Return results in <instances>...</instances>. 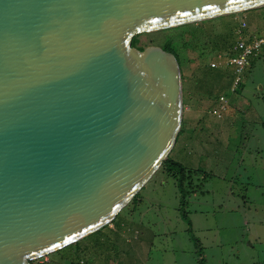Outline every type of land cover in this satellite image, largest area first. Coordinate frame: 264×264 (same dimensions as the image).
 <instances>
[{"label":"water","instance_id":"water-1","mask_svg":"<svg viewBox=\"0 0 264 264\" xmlns=\"http://www.w3.org/2000/svg\"><path fill=\"white\" fill-rule=\"evenodd\" d=\"M264 0H0V264L113 223L182 127V69L135 36Z\"/></svg>","mask_w":264,"mask_h":264},{"label":"rangeland","instance_id":"rangeland-1","mask_svg":"<svg viewBox=\"0 0 264 264\" xmlns=\"http://www.w3.org/2000/svg\"><path fill=\"white\" fill-rule=\"evenodd\" d=\"M244 23L246 38L263 37L264 7L167 33L184 76L183 132L170 157L197 175L185 184L182 201L174 173L161 166L138 200L108 225L106 250L81 255L87 264H200L199 254L203 264H264V50L244 75L245 88L223 93L217 107L216 95L229 82L210 66L235 44ZM138 36V46L146 48H162L166 39L162 32ZM209 71L216 76L212 95L197 87ZM223 105L221 115L232 112L221 120L214 110ZM52 262L77 264L55 253L32 263Z\"/></svg>","mask_w":264,"mask_h":264},{"label":"trees","instance_id":"trees-1","mask_svg":"<svg viewBox=\"0 0 264 264\" xmlns=\"http://www.w3.org/2000/svg\"><path fill=\"white\" fill-rule=\"evenodd\" d=\"M187 26L189 25H184V26H180V27H176V28H172V29H166L163 31H159L163 33V37H166V39L163 40L162 43V49L170 52L172 54L175 55V57L177 58L179 64H180V55L177 52V49L172 41V38L170 36V38H167V33L169 35L171 30H177L180 29L182 31L187 29ZM186 27V28H185ZM140 41H139V36H135L132 40V47H135L139 50H144L146 47H139ZM259 58V57H258ZM181 67V65H180ZM182 77H183V81H184V76L182 73ZM214 78V73L212 71H209L207 73H205L204 75V81H201L202 86L203 87H210L209 84L212 82V79ZM207 85V86H205ZM183 128V127H182ZM183 132V130L181 131V133ZM180 133V134H181ZM178 140V139H177ZM162 169H165L167 171V173L169 172V174H173V177L175 178V181L177 182V185L179 187V192L181 197L183 198L182 201H185L186 197H187V193L185 192V184H187L188 186L191 185V178L194 174H196L195 172L189 171L187 170L182 164L176 162L174 159H172V157L169 156V159L166 160L162 167ZM197 175V174H196ZM139 198V195H137L133 200H132V204L134 202H136ZM181 201V206L183 205ZM183 217L189 219V217L187 216V214L183 213ZM118 218V217H117ZM113 224V223H111ZM192 224L191 222H189V225ZM108 228V226L104 227L103 229L97 231L96 233L86 237L85 239L70 245L69 247L60 250L58 252H56L55 254L57 256H60L62 260H64L65 262L68 261L70 263H72V259H76V263L77 264H87V261L85 260V258L81 257V255L85 254L86 251H92L93 253H97V254H101L103 251L106 250V242L108 240V237L106 235V229ZM191 231V230H190ZM114 234V233H113ZM88 242L87 245H83V243ZM91 252V254H92ZM69 253V255H68ZM200 256V264L204 263V258L202 254H199ZM74 263V262H73ZM53 264V262L51 263Z\"/></svg>","mask_w":264,"mask_h":264},{"label":"built area","instance_id":"built-area-1","mask_svg":"<svg viewBox=\"0 0 264 264\" xmlns=\"http://www.w3.org/2000/svg\"><path fill=\"white\" fill-rule=\"evenodd\" d=\"M246 24L235 32L237 40L231 48L224 54H218L216 61L211 63L212 69H219L221 67L231 69L232 80L230 84V91L236 93L244 82V75L251 67L254 59L261 56L264 48V36L249 39L246 38L245 31ZM223 100V98L221 99ZM226 110V106H220L219 110L214 113L221 117L222 111Z\"/></svg>","mask_w":264,"mask_h":264},{"label":"crops","instance_id":"crops-1","mask_svg":"<svg viewBox=\"0 0 264 264\" xmlns=\"http://www.w3.org/2000/svg\"><path fill=\"white\" fill-rule=\"evenodd\" d=\"M256 10V9H255ZM263 50H264V48H263ZM262 55V54H261ZM257 59L258 58H256V59H254L253 60V62L256 60L257 61ZM253 64V67H254V65H255V63H252ZM252 64H251V66H252ZM214 70H221L222 72H223V75H224V78L226 79V80H228V82L229 83H227V84H225V87L228 89V91H229V89H230V84H231V80H232V73H231V69H229V68H225V67H221V68H219V69H214ZM251 71V67L246 71V73L247 72H250ZM245 73V74H246ZM214 78H216V76L214 75ZM213 78V79H214ZM245 84H244V82H243V84H242V86H241V88H240V90L238 91V92H240L242 89H243V87L245 88V86H244ZM205 86H207V85H205ZM209 86L210 87H203L202 85H197V87H198V89H199V92H202V91H204V92H202L203 94H205V93H207V94H210V95H212V94H214V89H215V87H216V85H214V84H212V82L209 84ZM196 87V88H197ZM259 87H262V84L261 85H259ZM221 90H222V87L220 88ZM227 89H225L226 91H222V92H220V91H218V93H217V95H216V98H215V100H214V105H216V106H214V107H217L218 105H219V101H218V99L220 100V97L222 96V94L223 93H226L227 95L228 94H232L230 91L228 92L227 91ZM217 90H219V88L217 89ZM213 92V93H212ZM243 92V91H242ZM212 97V96H211ZM218 98V99H217ZM229 106H230V104H229ZM230 108H229V112L227 111L224 115H222L221 116V120H224L225 118H227V116L229 115V113L231 114V112H230ZM215 111V110H214ZM230 116V115H229ZM202 122V121H201Z\"/></svg>","mask_w":264,"mask_h":264}]
</instances>
